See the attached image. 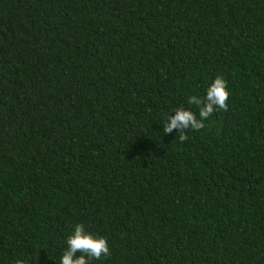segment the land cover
<instances>
[{"label":"trees","instance_id":"1","mask_svg":"<svg viewBox=\"0 0 264 264\" xmlns=\"http://www.w3.org/2000/svg\"><path fill=\"white\" fill-rule=\"evenodd\" d=\"M217 76L228 110L165 134ZM77 224L90 264H264V0H0V264Z\"/></svg>","mask_w":264,"mask_h":264},{"label":"clouds","instance_id":"2","mask_svg":"<svg viewBox=\"0 0 264 264\" xmlns=\"http://www.w3.org/2000/svg\"><path fill=\"white\" fill-rule=\"evenodd\" d=\"M229 96L228 82L222 76H217L207 88L204 98L195 95L188 98L189 105L198 107L199 118L190 108L180 106L174 110V115L170 114L167 117L163 126L164 133L171 134L176 130L179 140L186 141L188 130H201L205 127L204 121L214 111L228 110ZM66 244L67 248L63 252L60 264H90L92 259L98 260L109 254L107 239L86 231L83 224L75 225L74 231L67 237ZM16 264H25V262L18 260Z\"/></svg>","mask_w":264,"mask_h":264}]
</instances>
